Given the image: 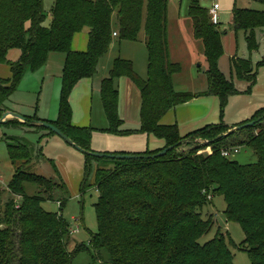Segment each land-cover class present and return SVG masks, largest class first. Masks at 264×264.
Instances as JSON below:
<instances>
[{
	"label": "trees",
	"instance_id": "trees-1",
	"mask_svg": "<svg viewBox=\"0 0 264 264\" xmlns=\"http://www.w3.org/2000/svg\"><path fill=\"white\" fill-rule=\"evenodd\" d=\"M255 1L264 4V0ZM170 6L171 0H55L48 15L44 0H0V65L10 66L12 72L11 78H0V119L9 112L8 102L28 74L43 70L54 53L66 56L58 119L44 121L36 114L25 117V123L14 119L0 127L40 131L45 128L31 124L49 122L93 152L94 130L73 125L72 92L80 81L98 74L101 60L115 41L138 42L144 35L148 78L139 77L132 60L119 57L101 83V100L109 122L103 132L153 135L166 142L165 149L184 140L191 142L156 159L122 161L86 155L81 192H86L93 178L100 194L95 205L99 231L90 242L94 260L100 264H235L231 243L220 232L213 240L201 242L216 224L213 216L204 218V209L214 196L221 195L227 203V221L244 229L243 245L252 264H264V121L242 131H233L225 124L229 100L240 92L220 69L227 31L213 23L201 0H191L187 14L194 38L202 45L208 89L177 91L175 77L183 67L171 58ZM49 16L51 23L47 25ZM233 28L237 38L244 33L246 43L245 55L238 54L232 60L233 73L250 83L246 94H251L264 67V10L240 8L236 3ZM83 32L89 34L88 50L74 51V37ZM15 50L21 57L12 62L9 55ZM122 78L131 79L141 92L138 130L123 129L117 85ZM208 96L220 100V124L183 137L178 124L161 123L178 106ZM262 117L264 108L241 125ZM49 136L57 135L48 130L37 144L8 134L0 140L16 170L7 189L0 191V264H74L80 253L90 251L86 244L70 251V224L62 212L50 213L43 208L45 201L54 200L56 190L69 194L55 162L44 154L42 142ZM197 140L205 143L197 145ZM243 146L254 150L258 158L255 164L241 165L222 154ZM184 147H190L189 151H182ZM207 150L212 153L203 152ZM160 152L131 155L149 157ZM44 161L52 166L51 178L36 173L35 168ZM30 186L38 193L30 194ZM57 202L61 210L66 205L65 199Z\"/></svg>",
	"mask_w": 264,
	"mask_h": 264
},
{
	"label": "rangeland",
	"instance_id": "rangeland-1",
	"mask_svg": "<svg viewBox=\"0 0 264 264\" xmlns=\"http://www.w3.org/2000/svg\"><path fill=\"white\" fill-rule=\"evenodd\" d=\"M190 1L191 0H184V12H182L184 15L182 16V19L185 18L186 22H188L192 27L191 20L186 13ZM235 1L236 0L221 1V5L223 6V8L228 10L226 11V13H228V16L230 18V20L228 19L229 21H231L232 18ZM54 2L55 0H45V10L48 15H50L52 11ZM201 4L206 8H211V4L208 2L201 1ZM238 6L240 8L264 10V4L257 1L238 0ZM171 19L173 18L171 17ZM170 22L172 24L174 21L170 20ZM223 22L224 24H228L227 19ZM50 23L51 18L49 16L47 25H50ZM175 28L176 26L173 25L172 29ZM191 30L193 29L191 28ZM179 35L176 34L175 37L171 39V45L172 43L174 44L175 50H172V59L174 62L180 63L183 67V72L175 77L177 91L197 93L202 90H207L208 77L205 73L207 68L201 43L197 40H195V42L193 43L190 41V46L193 50L192 53L187 48V44H184L186 42L184 36L181 37ZM181 40H183V44H181ZM238 43L240 49L244 50L246 43L243 32L239 33L238 35ZM65 57L66 56L63 53H54L50 56L49 64L47 67H45L38 73L28 74L23 82L19 85L16 92L13 94L10 102H8V108L10 110L21 112L26 116L34 117L37 114L39 118L56 121L59 115L62 90V77L60 76L65 65ZM119 57L133 60L136 73L139 75V77L146 80L148 78L149 58L146 44L144 43V35H142L138 42L115 41V45L112 50L101 60L99 74L94 79V90L91 95L92 129H95L92 136V144L94 145L92 149L95 153L108 154L105 151L108 145L105 140L107 135L105 132H103L105 129L102 128L108 127L109 122L103 108L100 94L101 86L99 85L102 79L107 78L113 66L114 60ZM9 59L14 60L12 58V55ZM0 74H8V76L11 77L8 65H0ZM126 79H128L126 81H129L131 85H133L134 94L138 96L137 102L139 103L140 107V89L131 79ZM119 81H117V85L120 87ZM139 107L136 106L135 108L130 110V120L135 121V119H137L139 120V122L141 121V109L138 111ZM97 128L101 129L97 131ZM30 129H32L33 132L25 133L24 131L20 130H12L8 133H17L18 136L28 138L27 140L31 143L37 144L39 141V134L36 132L38 131L36 128ZM40 131L48 133L47 129H42ZM1 133L2 127L0 128V134ZM59 139L61 143H63L66 147H69V149L73 151V154L63 150L59 152L55 151V153L49 152L47 156L55 160L58 169L62 173L63 179L68 185L69 194H64L61 190H56L54 192V200L45 201L43 203V208L50 213L62 212L65 220L70 224L72 231V240L69 244L70 251H73L75 247L80 244H86L89 247L90 251H84L80 253L75 258L74 264H100L99 261L94 260L95 253L90 246L92 237L99 231L95 205L98 203L100 194L96 187L93 186V178L89 180V186L87 187L86 192H81V185L85 177L86 155L70 146L62 138L59 137ZM204 143L205 141L203 140L196 141L197 145H203ZM189 149L190 147H184L182 148V151H189ZM239 149V153L234 154L231 157L232 160L239 162L241 165H250L257 162V155L252 148L243 146ZM203 152L209 154L212 153L211 150ZM41 165L42 166L35 168L36 173L48 178L53 177L54 172L51 164L44 161ZM15 172V167L11 163L8 156L6 144L0 142V183L2 182L0 184V191H2L3 189H7L11 180L13 179ZM28 190L32 195L38 193V189L34 186H30ZM60 199L66 200V205L62 210L57 202ZM226 210L227 203L225 201V198L221 195L214 196L213 200L204 209V218L208 219L213 216L216 224L212 231L202 238L201 242L206 243L213 240L220 232V234L224 235L227 238V241L231 243L230 248L234 257V263L252 264L250 255L244 249L243 245L246 239L244 229L237 222L227 221L225 213ZM78 227L79 232L75 233L74 230H76Z\"/></svg>",
	"mask_w": 264,
	"mask_h": 264
},
{
	"label": "crops",
	"instance_id": "crops-1",
	"mask_svg": "<svg viewBox=\"0 0 264 264\" xmlns=\"http://www.w3.org/2000/svg\"><path fill=\"white\" fill-rule=\"evenodd\" d=\"M183 3H184V0H171L170 16L173 18L171 20L174 21L172 24L170 22V27H169L170 28L171 58L173 57L172 52L175 51L174 44L172 43L171 45V39H173L176 34L177 35L180 34L179 36L181 37L184 36V38L186 39V42L184 44H187V48L190 50V52L193 53V50L190 46V41L192 43L195 42L193 30H191V28L193 29V26L191 27L190 24L186 22L185 18L182 19V16L184 15L182 13L184 12ZM236 3L238 4V0L235 1V4ZM44 5H45V0H44ZM226 11L228 10L224 9L223 6L221 5V10L219 12L220 26L222 30L227 31V35L223 37L225 54L220 60V69L229 79L232 78L234 80L235 85L240 92V94L235 95L230 98L229 104L227 106L225 116H224L225 124L228 127L233 128L247 121H250L259 110L264 108V67H262L259 70L258 82L256 86L254 87L253 92L251 94H246L247 90L250 87V83L247 81H241L237 79L232 69L233 58L236 57V55L238 54L240 57H243L246 51L245 49L241 50L239 47L238 38L233 28V14H232L231 21H229L230 18L228 16V13H226ZM226 19H227L228 24H224L223 22V21H226ZM173 25L176 26L175 29H172ZM181 41H182L181 44H183V40ZM88 45H89V34L87 32H83V33H79L75 35L73 44H72V49L77 52H85L88 50ZM245 48H246V45H245ZM11 55H12V58L14 59V60L11 59V61L16 62L20 59L21 52L13 51L10 53L9 58ZM257 61H259V58L257 59ZM8 67H9V72L11 73V77H12L11 68L10 66ZM11 77L8 76V74L6 75L0 74L1 79H9ZM60 77H62V74ZM95 77L93 79H85V80L80 81L72 92L70 101H71V105L73 108V125L76 127H80V128H92L93 127L92 126V115H91L92 114L91 95L94 90ZM104 79L101 80L99 86H101V83ZM126 80L128 79L122 78L119 81V85H120V87L118 86L119 91H120L119 113H120L121 118L124 121L123 129L138 130L140 129L141 121L139 122V120L137 119H135V121L130 120V110H132L136 106L139 107V103L137 102L138 96L134 94L133 85H131V83ZM204 91L206 90H202L200 92H204ZM100 94H101V88H100ZM140 95H141V92H140ZM134 104H135V107H134ZM140 105H142V99H140ZM220 106H221L220 100L217 97H214V96L200 97V98L194 99L193 101L187 104L180 105L177 108L173 109L162 119L161 123L163 125L178 124L181 135L185 137L207 126L220 124L221 122V107ZM140 107L138 108V111L141 109ZM9 112H15L20 115H23L21 112H18L15 110H9ZM23 116L31 117V116H26V115H23ZM40 119L44 121H53V120H49L45 118H40ZM1 127H2V133L0 134V140L5 134L11 135V136H18L17 133L16 134L8 133L12 130L13 131L20 130V131H24L25 133L33 132L29 128H18L17 129V128H6L3 126ZM108 127L102 128V129L106 130ZM100 129L101 128H97L96 130L98 131ZM93 130L95 131V129ZM36 133L39 134V140L42 137V135L48 134L44 131L42 132L38 131ZM106 135L107 137L105 140L108 145L105 151L108 154H141V153H146L147 151H151V152L160 151V150L162 151L166 147V142L164 140H161L153 135L134 134L130 136H116V135H111L107 133ZM42 146L44 148V154L46 158L49 160H53L47 156L49 152L55 153V151L59 152L63 150L67 151L68 153L73 152L71 149H69V147H66L63 143H61L58 136L46 137L42 142ZM93 147L94 145L92 144V148ZM53 161L55 162V160ZM61 176H62V173H61Z\"/></svg>",
	"mask_w": 264,
	"mask_h": 264
},
{
	"label": "water",
	"instance_id": "water-1",
	"mask_svg": "<svg viewBox=\"0 0 264 264\" xmlns=\"http://www.w3.org/2000/svg\"><path fill=\"white\" fill-rule=\"evenodd\" d=\"M19 120L22 123L27 122V119L23 116H21L18 113L15 112H7L4 117L2 119H0V125H5L9 122H11L12 120ZM262 121H264V117L258 119L257 121H253L244 125H240V126H236L233 127L232 130L233 131H242V130H246L248 128L254 127L256 124L261 123ZM32 126H39V127H43L45 129H48L50 131H52L53 133H55L57 136H59L60 138H62L65 142H67L70 146L74 147L75 149L79 150L80 152H82L83 154L90 156V157H95V158H100V159H111V160H136V159H156V158H162L165 157L170 151L177 149L183 145L189 144L191 142V139L188 140H184L183 142L179 143L176 146L167 148L162 150L160 153H158L155 156H149V157H143V156H137V155H131V154H101V153H95V152H91V151H87L85 149H83L82 147H80L79 145H77L71 138H69L66 134H64L59 128H57L56 126L52 125L49 122H40L37 124H31ZM231 130V132H232ZM230 132V133H231ZM230 133L226 134V136H228Z\"/></svg>",
	"mask_w": 264,
	"mask_h": 264
},
{
	"label": "built area",
	"instance_id": "built-area-1",
	"mask_svg": "<svg viewBox=\"0 0 264 264\" xmlns=\"http://www.w3.org/2000/svg\"><path fill=\"white\" fill-rule=\"evenodd\" d=\"M201 1H205L211 4V8L209 9V14L211 16V19L214 24H220L219 12L221 10L222 0H201ZM114 36H117V34H114ZM239 151H240L239 148L226 149L223 150L222 154L224 157L231 158L234 154H238ZM74 232L75 233L79 232V227L76 230H74Z\"/></svg>",
	"mask_w": 264,
	"mask_h": 264
}]
</instances>
